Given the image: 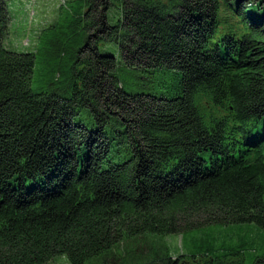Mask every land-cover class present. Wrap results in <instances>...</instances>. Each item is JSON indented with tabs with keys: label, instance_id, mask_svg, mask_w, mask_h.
<instances>
[{
	"label": "trees",
	"instance_id": "obj_1",
	"mask_svg": "<svg viewBox=\"0 0 264 264\" xmlns=\"http://www.w3.org/2000/svg\"><path fill=\"white\" fill-rule=\"evenodd\" d=\"M73 3L86 38L47 94L31 89L35 54L4 48L0 0V264H264L243 240L146 248L212 226L264 235V0ZM101 42L126 70L178 72L175 92L127 93Z\"/></svg>",
	"mask_w": 264,
	"mask_h": 264
},
{
	"label": "rangeland",
	"instance_id": "obj_2",
	"mask_svg": "<svg viewBox=\"0 0 264 264\" xmlns=\"http://www.w3.org/2000/svg\"><path fill=\"white\" fill-rule=\"evenodd\" d=\"M75 0H6L9 14V23L3 46L6 50L24 54H35L36 62L31 81V89L35 93L59 94L60 83L58 67L69 68L75 59L77 50L86 38L83 24L71 28ZM70 10H72L70 12ZM222 12L220 11V14ZM120 5L112 1L107 12V22L114 26L120 20ZM60 37L65 50L58 57L48 55L46 47L50 41ZM98 51L102 55H112L118 62L120 73L119 81L129 94H151L155 96H170L176 90L179 82L178 72L162 70L137 73L122 67L118 46L113 42H101ZM80 69V67H76ZM62 95V94H61ZM83 121L90 122L91 118L86 110L81 111ZM263 127V123L260 124ZM210 228V227H209ZM196 229L182 235H168L164 238L153 239L146 248L156 244L165 245L172 257L177 255H191L194 252H206L207 245L215 247L228 244L237 245L243 240L247 246L255 243L259 248L256 256L264 252V235L257 233L253 228L239 232L237 229H217L216 226ZM203 247V250L200 248ZM202 251V252H201ZM138 252V251H137ZM46 264H70L65 256H57Z\"/></svg>",
	"mask_w": 264,
	"mask_h": 264
}]
</instances>
